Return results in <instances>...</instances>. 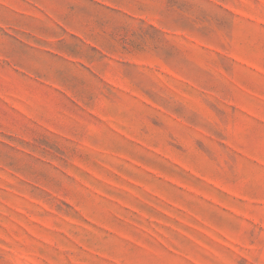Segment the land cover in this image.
<instances>
[{
	"label": "rangeland",
	"instance_id": "rangeland-1",
	"mask_svg": "<svg viewBox=\"0 0 264 264\" xmlns=\"http://www.w3.org/2000/svg\"><path fill=\"white\" fill-rule=\"evenodd\" d=\"M0 264H264V0H0Z\"/></svg>",
	"mask_w": 264,
	"mask_h": 264
}]
</instances>
